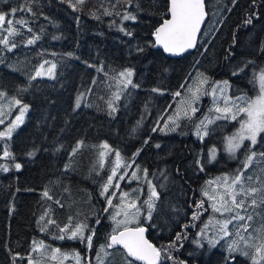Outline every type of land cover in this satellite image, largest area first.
Here are the masks:
<instances>
[{
  "label": "trees",
  "instance_id": "obj_1",
  "mask_svg": "<svg viewBox=\"0 0 264 264\" xmlns=\"http://www.w3.org/2000/svg\"><path fill=\"white\" fill-rule=\"evenodd\" d=\"M169 5L170 0H0V13L8 14L6 19L19 29L9 38L15 48L0 44V91L30 106L24 125L11 138L0 139V264H28L37 254L33 241L49 250L58 244L72 257L78 253L82 261L90 257L91 264H101L97 254L113 234L112 216L124 192L130 194L127 202L135 200L140 208L130 226L148 227L149 239L161 249L159 264H253L249 256L230 253L228 247L235 240V228L244 222L251 236L260 235V194L238 197L246 200L240 214L253 219L233 221L225 236L220 224L234 213L214 211L216 200L204 192L212 183L225 188L224 178L230 183L251 152L258 156L243 169L244 187L260 188L264 133L256 144L246 141L230 156L224 143L240 128L242 117L216 121L204 142L197 130L214 112L210 94L218 82H227L232 97L255 98L260 93L264 0H206L208 20L199 45L181 58L168 57L155 42V30L169 17ZM14 8L17 11L11 13ZM129 14L136 18L124 19ZM7 28V23L0 27V36L8 37ZM29 39L35 43L28 44ZM38 70L44 75L36 77ZM126 70L132 75L124 79L120 73ZM204 78L207 82L200 84ZM199 85L203 93L191 104L201 111L186 108L187 116L185 109L175 114L179 101ZM176 92L180 95L174 98ZM154 102L159 107L154 108ZM174 114L178 122L173 119L172 127L161 131L165 117ZM4 151L10 155L5 157ZM101 151L106 152L103 167ZM116 151L122 166L113 185L118 182L120 187L102 196ZM249 174L258 176L254 185ZM153 189L158 198H153L149 218L144 201ZM112 193L110 206L107 198ZM253 198L257 206L248 207ZM69 217L87 225L85 237L94 232L89 251L86 240L54 238ZM48 220L56 223L41 231ZM239 247L254 254L253 248ZM116 249H107L111 255L103 264L109 258L114 264H127L124 250Z\"/></svg>",
  "mask_w": 264,
  "mask_h": 264
},
{
  "label": "snow or ice",
  "instance_id": "obj_2",
  "mask_svg": "<svg viewBox=\"0 0 264 264\" xmlns=\"http://www.w3.org/2000/svg\"><path fill=\"white\" fill-rule=\"evenodd\" d=\"M78 2H83V0H78ZM235 2V0H234ZM17 9H12L11 13H15ZM170 19H165L163 23L155 30V42L156 44L162 45L166 52L170 53H182L186 49L192 48L195 46L196 35L200 30L201 23L204 21L206 12H205V3L204 0H171L170 6ZM8 14L0 13V27H3L5 23H7L8 28V37L0 36V44L5 45L6 47L11 44L12 48H15L17 45L14 41H11L9 38L18 34L19 29L13 26V20L6 19ZM136 17L129 14L124 17L126 20H134ZM250 22V21H247ZM17 23H24L23 21H18ZM31 31V29H29ZM131 35V33H128ZM38 39V37L36 38ZM28 44L35 43V39H29L27 41ZM47 63V62H46ZM44 66L41 65V68ZM55 68V65H51L48 69V75H52V71ZM44 75L43 72L37 71L36 76ZM132 72L130 70H126L125 72H121L120 76L122 77H130ZM35 79V77H32ZM207 78H204L200 81V84L206 83ZM127 83H131V80H128ZM225 84L227 82H224ZM260 84V93L255 98H249L247 96L237 97L235 100H231L230 98L225 99V106L223 108L216 107L215 111L220 113L221 115L217 116L216 119H232L236 120L238 116L243 114L240 119V128L233 136L229 137L227 140V151L229 153H235L237 149H239L242 143L245 140L251 141L254 145L257 142V136L261 133H264V71L260 74L259 77ZM135 87V85H133ZM183 87V86H182ZM200 92V88L197 87L189 100L187 101L188 108H190L191 112L195 113L197 109L192 107L191 102L195 99H198V93ZM6 93L0 92V97L5 96ZM177 96L180 95L179 92L176 93ZM10 104L13 105H21L20 114L16 117L15 122L10 123L8 128L0 132V138L8 137L11 135L12 131L18 126L19 123H22L24 113L28 109V105L22 104L21 100L16 99L15 97L11 98ZM111 107V102L110 105ZM179 115V113H178ZM184 115H188V110H184ZM172 119V118H169ZM213 120H207V123H213ZM4 120L0 119V124H3ZM204 128V135H207L206 125L204 121L200 122L198 126L197 135H200V129ZM156 129H153L155 131ZM164 129H161L163 131ZM174 130V129H171ZM202 138V137H201ZM104 149L107 151H112L107 144L102 145ZM75 152V149L73 150ZM212 155L215 156V149H212ZM10 155L9 152L4 151V156L8 157ZM106 152L101 151V167H103V158L105 157ZM257 154L255 152H251L250 155H247L245 161L242 164L241 171L231 178V182L229 183L228 178H224V186L225 191L223 194L219 196L220 206L217 207L214 203L212 205L214 211L216 212H230L234 213L230 220H224L221 224V231L225 236H229L228 226L232 224L233 221H251L253 219L252 215L243 216L240 214V209H246V200L238 199V197L243 194L244 197H255L257 194H260L259 204L264 205V183L260 188L256 187H244V173L243 169H247L250 164L253 162V158ZM116 160L114 162V166L111 169V174L108 175L107 181L101 186V195L104 196L108 193L109 188L115 187L119 188L120 185L117 182L113 185V180L117 179V171L120 169L121 165V154L119 151L115 152ZM260 156L264 158V153H260ZM15 167L17 169L20 168L19 164H16ZM7 171V169H4ZM135 176V174H133ZM119 180L124 179V176H120ZM248 180H251V177H247ZM237 189H239L237 191ZM135 191V190H134ZM45 197H48V192L45 191L43 193ZM115 195V193H112ZM204 195L208 196L210 200L215 201L217 197L215 195L209 196L208 192L205 191ZM130 196L129 193L124 192L121 194V204L117 205V211L112 216V219L115 221L117 228L113 229V234L109 237V242L105 245L100 246V253L103 254V257L110 256L111 254L107 251V249L116 248V246H122L124 249V256L127 264H133V261L128 259L130 257L135 258V260L143 261L144 264H159L161 259V249L156 248L154 245L149 243L144 238L145 229L143 227L129 228L127 225L130 222L129 217L136 218L139 215L140 208L138 207L135 200H131L126 202V199ZM158 198V193L153 189L151 191V195L148 200L144 201L148 206L149 218L151 217L152 210L154 209L153 198ZM108 204L112 205L111 197L107 198ZM57 203H59L57 201ZM258 204L257 199H251V203L247 205L248 207H256ZM201 205H197L200 207ZM107 211V209H105ZM47 215V212L45 213ZM123 215V220H117L116 217ZM44 217H41L43 220ZM54 220L46 221L45 227L41 228V231H46L47 224H55ZM123 225V230H119V226ZM250 227L249 224H241L237 229V236L239 240L233 241L232 244L229 245L228 251L232 252H240L244 256H249L253 261V264H264V225H261L259 229L260 239L259 245L251 243L244 236L240 235V229H243L245 232ZM87 228V225L84 223H74L73 218L69 217V222L64 227L59 228L60 233H64L65 235H58L57 239H81L86 240L88 246L92 245V235L84 236V231ZM177 239H180L179 235ZM240 242H243L248 248L254 249V254L250 255L248 251H244L239 247ZM209 243H213V241H209ZM173 245H169L172 247ZM41 249L44 251L51 252V259L57 260L60 259V264H63V260L67 259V254H62L60 249H48L43 242L33 241L32 251L33 252H41ZM119 251V249H116ZM97 254L98 260L103 264V257L101 254ZM43 255V252H41ZM257 256L259 259H257ZM73 258L76 260V264H80V256L78 253L73 254ZM28 264H39V261L33 260L31 257L28 258Z\"/></svg>",
  "mask_w": 264,
  "mask_h": 264
},
{
  "label": "rangeland",
  "instance_id": "obj_3",
  "mask_svg": "<svg viewBox=\"0 0 264 264\" xmlns=\"http://www.w3.org/2000/svg\"><path fill=\"white\" fill-rule=\"evenodd\" d=\"M214 36H212V37H210V39L207 41V42H209L210 40L212 41V38H213ZM207 47V46H206ZM195 51V50H194ZM206 51V49H204L203 50V52H202V54H201V56L200 57H202V55H203V53ZM192 53V52H191ZM190 54V53H189ZM184 57V56H183ZM55 69V68H54ZM54 69H53V72H52V75L50 76V77H53L54 76ZM191 74V73H190ZM36 77H39V76H36ZM260 77V76H259ZM259 77H258V80H259ZM124 79L125 78H128V77H123ZM124 82V81H123ZM132 84V83H131ZM184 84H185V82H184ZM199 88H200V92L198 93V97H200L201 96V94L203 93V90L201 91V86L199 85L198 86ZM196 90V88H191L189 91H190V93H192V92H194ZM0 92H2V91H0ZM4 93H6V95L5 96H3V97H0V119H3L4 120V123L3 124H0V132H3V131H5L7 128H8V126L10 125V123H12V122H15V120H16V117L20 114V107H21V105H13V104H10V100H11V98H13L11 95H9L7 92H4ZM177 93V92H176ZM176 93H174V98L175 97H178L177 95H176ZM259 95V94H258ZM210 96H211V98H212V101H213V103H212V110H214V112L210 115V116H207L206 118H204L202 121H204L205 122V125H206V131H207V134H209L208 133V129L210 128V127H212V126H215L216 125V121H222V120H225V119H216V117L217 116H219V115H221L220 113H217L216 111H215V109H216V107H221V108H223L224 106H225V99L226 98H230L231 100H235L237 97H232V96H230V94H229V92H228V86H227V84H225L224 83V81H222V82H218L217 84H216V86H215V88H214V90H213V92H211V94H210ZM238 97H240V96H238ZM257 97V96H256ZM255 97V98H256ZM16 99H18L17 97H15ZM189 98H190V96H188L187 98L186 97H184V98H182L180 101H179V103H178V107H179V109L177 108V110H176V113L175 114H178V113H180L183 109H186V108H188V104H187V101L189 100ZM254 97L252 98V99H255ZM199 99V98H198ZM196 100V102H198L197 101V99H195ZM192 103V102H191ZM22 104H26V103H22ZM26 105H28V104H26ZM202 103L200 102V105H199V107L201 108L202 107ZM156 107H159V103H155L154 102V108H156ZM192 107H195V105H193L192 104ZM196 108V107H195ZM198 111H201V110H199L198 108H196ZM178 111V112H177ZM29 112H30V106L28 105V109H27V111L24 113V116H23V121H22V123H19L18 124V126L12 131V133H11V135L10 136H8V137H3V138H0L1 140H5V138H11L23 125H24V123L26 122V119H27V117H28V114H29ZM175 114L174 115H170L168 118L167 117H165V119H164V122H163V124H162V127L160 128V130L161 129H163L164 127H165V129L163 130L164 132H166L167 131V129L168 128H171L172 127V124L170 123L173 119H174V121H175V124L178 122V120L179 119H177L176 117L174 118V116H175ZM243 116V114H241L240 116H238V117H242ZM237 117V118H238ZM169 118H172V119H169ZM207 120H213L214 122L213 123H211V124H209V123H207ZM199 125H200V123H199ZM198 125V126H199ZM239 130V128L237 129V131ZM204 131H205V129L204 128H201L200 129V137H202V140H203V142L205 141L204 140V138H207V136L206 135H204ZM237 131H234L233 133H231L227 138H226V144L224 143V146L226 147V149H227V140H228V138L229 137H231V136H233L235 133H237ZM259 136V135H258ZM258 136H257V140H258ZM204 137V138H203ZM246 141H249V140H245L243 143H242V145H241V147L243 146V144L246 142ZM249 142H251V141H249ZM224 147V148H225ZM240 147V148H241ZM239 148V149H240ZM238 150V149H237ZM237 150L235 151V153L237 152ZM8 152V151H7ZM229 153V152H228ZM235 153H229L230 154V156H233ZM215 154H216V150H215ZM211 158L213 159L214 157H213V155H212V151H211ZM256 156H258V155H256ZM255 156V157H256ZM255 157L253 158V161L255 160ZM244 173V172H243ZM245 175V174H244ZM246 176V175H245ZM248 177H251L252 179L250 180V184H253V182L254 181H256V180H258V176L257 177H254V176H250V174L248 175ZM261 183H264V179H261ZM213 184V187L210 185V189L211 190H207V192H208V194L209 195H215L216 197H217V199H216V203H217V205H218V207L220 206V203H219V196H220V194H223L224 193V191H225V188H223V189H220V187L219 186H217L216 185V183H212ZM254 185V184H253ZM113 197H114V195H112V197H111V199H113ZM120 197L121 196H119L118 198H117V201H119V202H121V199H120ZM154 201V200H153ZM126 202H127V199H126ZM221 212H223V211H221ZM117 220H123L124 219V217H123V215H120L119 217H117L116 218ZM136 218H132V217H129V220H130V222L128 223V227H131L130 226V224L135 220ZM243 224H247V223H243ZM115 225V228H117V225H116V223L114 224ZM239 225H241V224H239ZM239 225H238V227L237 228H235V233H234V237H235V240L234 241H237V240H239V237L237 236V229L239 228ZM119 230H123V225H121V226H119ZM58 235H65L64 233H60V232H58L56 235H55V239L58 241V242H73V241H75L76 239H68V238H65V239H63V240H61V239H57L56 237L58 236ZM240 235L241 236H244L246 239H248L251 243H254V244H256V245H259V243L261 242L260 241V239L258 238L260 235H258V236H251L252 234H251V232H249L248 230L245 232L243 229H240ZM239 245H242V246H246L243 242H240V244ZM91 247H92V245H91ZM91 247H89L88 246V244H87V248H88V251L90 250V248ZM54 248H59L60 249V246L58 245V244H56L55 246H54ZM254 250V249H253ZM61 251V250H60ZM108 251V250H107ZM41 252H43V255H41ZM41 252H37V254H36V256H34V257H31L33 260H35V261H39V264H60V259H57V260H52L50 257H51V252L50 251H44L43 249H41ZM61 253L62 254H66V253H64V252H62L61 251ZM101 256L103 257V254H101ZM105 259V257H103V260ZM87 261H88V264H91V259H90V257H87V259H86V261H82V260H80V264H87ZM63 264H76V260L72 257V256H70V255H68L67 254V259H64L63 260ZM105 264H114V261H113V259L112 258H109L108 260H106V262H105ZM192 264H197V263H192Z\"/></svg>",
  "mask_w": 264,
  "mask_h": 264
},
{
  "label": "water",
  "instance_id": "obj_4",
  "mask_svg": "<svg viewBox=\"0 0 264 264\" xmlns=\"http://www.w3.org/2000/svg\"><path fill=\"white\" fill-rule=\"evenodd\" d=\"M204 3H205V12H206V16H205V19H204V21L201 23V26H200V30H199V32L197 33V35H196V42H195V46L194 47H192V48H189V49H186L184 52H182V53H178V54H176V53H170V52H166L165 50H164V48H163V46L162 45H159V44H157V46L159 47V48H161V50L168 56V57H170V58H181V57H183V56H185V55H187V54H189V53H191V52H193L194 50H196L197 49V47H198V45H199V41H200V37H201V34H202V32H203V29H204V27H205V25H206V23H207V20H208V12H207V7H206V0H204ZM170 6H171V0H170V5H169V9H170ZM171 17H170V11H169V17L167 18V19H170ZM163 23V22H162ZM161 23V24H162ZM160 24V25H161ZM159 25V26H160ZM158 26V27H159ZM0 51H1V48H0ZM0 60H1V54H0ZM186 82V81H185ZM144 229H145V232H144V238L149 242V243H151L152 245H154L156 248H157V246H156V244H154L150 239H149V229H148V227L147 226H142ZM129 228H136V227H129ZM116 248H120V249H123V247L122 246H116ZM124 250V249H123ZM130 259L131 260H133V261H135V262H137V263H139V264H144V262L143 261H138V260H135V258H132V257H130ZM160 262V261H159Z\"/></svg>",
  "mask_w": 264,
  "mask_h": 264
}]
</instances>
